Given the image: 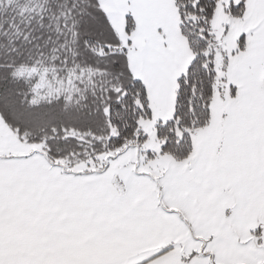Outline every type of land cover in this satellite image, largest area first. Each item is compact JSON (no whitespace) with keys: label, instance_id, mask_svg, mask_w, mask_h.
<instances>
[{"label":"snow or ice","instance_id":"snow-or-ice-1","mask_svg":"<svg viewBox=\"0 0 264 264\" xmlns=\"http://www.w3.org/2000/svg\"><path fill=\"white\" fill-rule=\"evenodd\" d=\"M0 264H264V0H0Z\"/></svg>","mask_w":264,"mask_h":264}]
</instances>
